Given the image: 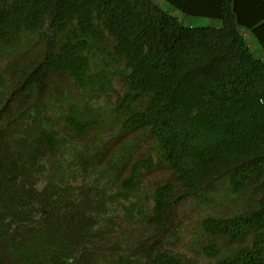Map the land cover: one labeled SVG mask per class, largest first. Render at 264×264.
<instances>
[{"label": "trees", "instance_id": "1", "mask_svg": "<svg viewBox=\"0 0 264 264\" xmlns=\"http://www.w3.org/2000/svg\"><path fill=\"white\" fill-rule=\"evenodd\" d=\"M162 1L0 0V264H264V0Z\"/></svg>", "mask_w": 264, "mask_h": 264}, {"label": "rangeland", "instance_id": "2", "mask_svg": "<svg viewBox=\"0 0 264 264\" xmlns=\"http://www.w3.org/2000/svg\"><path fill=\"white\" fill-rule=\"evenodd\" d=\"M156 2L160 3L161 7L165 9L167 12L177 16L179 20L184 22L186 25H192L195 27H201V26H214V22L206 20L204 18H196V17H189L182 14H178V11H175L171 7H169L167 4L163 3L162 0H155ZM191 213L194 214V211H191ZM190 213V215H191ZM189 216V214L187 215ZM185 221V218H184ZM183 222V220H182ZM173 249L178 252H185L187 255H191L192 251L188 249V243L187 238L184 235L180 236V239L175 245L173 246ZM202 263H204V260H202Z\"/></svg>", "mask_w": 264, "mask_h": 264}, {"label": "crops", "instance_id": "3", "mask_svg": "<svg viewBox=\"0 0 264 264\" xmlns=\"http://www.w3.org/2000/svg\"><path fill=\"white\" fill-rule=\"evenodd\" d=\"M155 1V0H154ZM156 2V1H155ZM159 6L160 3L156 2ZM165 3V2H163ZM166 4V3H165ZM247 6L249 7V11L251 13H253V11H255V8L251 5V1L249 0V3L247 4ZM263 12V11H262ZM209 21H212L214 22V26H211V27H218L219 26V22L216 21V20H212V19H207ZM187 26H192V25H187ZM240 32L241 34L245 37L246 39V42L252 52V54L258 58V59H261L262 61H264V51L262 50V48L260 47L257 39L252 35L250 29H244V28H241L240 29Z\"/></svg>", "mask_w": 264, "mask_h": 264}, {"label": "clouds", "instance_id": "4", "mask_svg": "<svg viewBox=\"0 0 264 264\" xmlns=\"http://www.w3.org/2000/svg\"><path fill=\"white\" fill-rule=\"evenodd\" d=\"M189 27H192V26H189Z\"/></svg>", "mask_w": 264, "mask_h": 264}]
</instances>
